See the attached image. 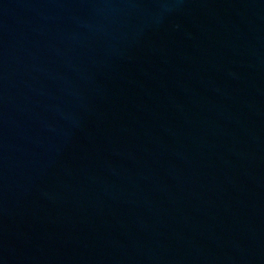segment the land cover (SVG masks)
I'll return each instance as SVG.
<instances>
[{"label": "water", "instance_id": "water-1", "mask_svg": "<svg viewBox=\"0 0 264 264\" xmlns=\"http://www.w3.org/2000/svg\"><path fill=\"white\" fill-rule=\"evenodd\" d=\"M0 264H264V0H0Z\"/></svg>", "mask_w": 264, "mask_h": 264}]
</instances>
